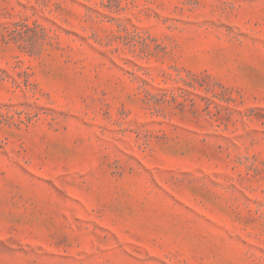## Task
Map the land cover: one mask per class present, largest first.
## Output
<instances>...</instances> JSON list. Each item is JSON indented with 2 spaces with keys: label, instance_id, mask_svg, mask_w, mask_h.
Listing matches in <instances>:
<instances>
[{
  "label": "rangeland",
  "instance_id": "374dc122",
  "mask_svg": "<svg viewBox=\"0 0 264 264\" xmlns=\"http://www.w3.org/2000/svg\"><path fill=\"white\" fill-rule=\"evenodd\" d=\"M0 264H264V0H0Z\"/></svg>",
  "mask_w": 264,
  "mask_h": 264
}]
</instances>
